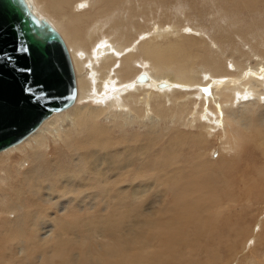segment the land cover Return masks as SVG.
Instances as JSON below:
<instances>
[{
  "label": "bare ground",
  "instance_id": "6f19581e",
  "mask_svg": "<svg viewBox=\"0 0 264 264\" xmlns=\"http://www.w3.org/2000/svg\"><path fill=\"white\" fill-rule=\"evenodd\" d=\"M25 1L63 40L76 96L0 151V264H164L146 244L163 239L171 248L180 238L169 231L180 222L192 223L194 241L188 234L174 264H198L200 246L206 254H199L217 259L214 239L224 240L217 227L229 225L221 222L240 200L225 192L220 174L216 193L206 137L217 127V108L247 130L248 116L264 107L255 95L264 89V56L241 42L252 34L262 41H248L252 50L264 48V11L252 21L240 14L264 9L263 0H202L206 9L201 0ZM200 95L213 96L207 124L198 126L205 135L182 128ZM232 144L240 148L237 131ZM138 199L153 207L136 226L135 215L119 213Z\"/></svg>",
  "mask_w": 264,
  "mask_h": 264
},
{
  "label": "rangeland",
  "instance_id": "374dc122",
  "mask_svg": "<svg viewBox=\"0 0 264 264\" xmlns=\"http://www.w3.org/2000/svg\"><path fill=\"white\" fill-rule=\"evenodd\" d=\"M194 1L197 2L196 0ZM206 1L212 2L211 0H206ZM206 1L204 0V2ZM177 2L181 3V0H177ZM204 2L201 0L200 4H202L203 8L206 9V6H204ZM262 2H264V0ZM234 6L240 9L237 6V3L232 2V8ZM240 10H241L240 14L242 15V17H247L248 20L250 21L259 17L258 16V14H260L259 12L264 11V9H262L261 6L257 9H252V10H250L249 8H245L244 10L240 9ZM206 22L207 21H205V25H207ZM204 33L206 32L204 31ZM207 38H210V36L207 35ZM244 38L247 40V42H243V41L241 42L245 47L248 48L247 50L251 52V55L254 54L257 57H260L262 55L264 56L263 46L256 48L255 51L252 50L250 46V44L254 45V44H258L262 42L261 40L257 42L256 38L252 36V34L251 35L246 34ZM248 41L250 42V44L248 43ZM241 51L246 55V51H243V50ZM212 88L214 89L215 87L212 86ZM255 95L260 99H264V89H261V91L259 92H255ZM213 96L218 97L216 92H213ZM213 96L210 97V99H208L207 97L204 98L202 97V95H200V99L197 100L194 104L195 107L192 110V114L187 116L183 121L182 128L184 129V131L205 135L201 127H198V126L200 124H202L203 126L207 124V122L204 121V119H207L206 112L212 113V110L209 108L208 100H212ZM201 101H203V105L205 106L202 110H200V107H199V104ZM212 107L217 108V106L215 105H212ZM233 107L234 108L238 107V104L234 105ZM217 109L220 113L217 127L213 129L211 136L206 137L212 149L210 150V152L205 151L204 156L206 157V155H209V157L212 159L211 161H213L212 169L217 175V176H214L213 182L219 185L218 189L216 190V193H218L219 191H223L221 185L223 184L222 177H224L229 184L227 186L231 185L230 187H228V190L231 193L227 191V186H224L225 192L230 194L235 200L239 199L240 203L235 202L234 204H232L226 214V218L221 222V223H229V225L222 224V227H220L221 225L219 226V228L217 227L218 229L217 231L220 233V235H224V238H223L224 240H220L219 235L216 236L214 239V242H216L221 248L219 252L216 254L217 259L206 258L204 255L206 253L202 250L200 246L199 248L203 251L204 254H199L198 250L200 249L197 248L198 258L196 259V261L198 264H248V263L249 264H264V259H263L264 258V195H263L264 194V188H263L264 181L258 182V175L261 176L259 173L264 170V153L261 151L262 144L264 143V107L260 108L255 113L254 116L252 117L248 116L252 124L248 127L247 130L243 128H238L234 126L233 124H231L227 120L224 110H221L219 108ZM170 126H173L172 122L168 123V127ZM234 131H237L238 133H240V141H241L240 148L236 150L235 152H234V149L231 147L233 145L232 135ZM228 148L229 149L231 148L230 149L231 151ZM12 158H14L15 160V158L17 159L18 156L16 154H12ZM118 174L119 173H117V175ZM218 174H220L222 177L218 176ZM113 175L114 174H112L110 178L111 182L116 180V176L115 175L113 176ZM261 177L264 178V176H261ZM257 185H259L260 188ZM256 187L261 191L256 189ZM254 192H256L257 195L259 194V192H262L259 194L261 196L258 195L260 198H262V200L259 202L258 205H256L257 207L255 205H251L252 206L251 207L249 205L250 203H248L247 201L249 197L252 195V193ZM232 193L234 195L236 194V197H234ZM146 201L147 199H144L143 201H140L138 199L137 202L133 204V207H134V208L132 207L133 209L129 205V207H126L127 209H125L127 211H123L119 213V215L121 217H123L124 215H128V214L135 215V218H134L135 220L133 222H135L137 226L138 225L137 223L141 222L142 217H144V214H146V212L148 210H151L152 209L151 207H153L151 205L146 204ZM246 203H248V206ZM175 208L179 209L180 207L175 205ZM115 215L116 213L114 214V216ZM2 216L3 215L0 211V221L2 219ZM180 223H179L180 225L178 226L179 228L174 227V229L171 230L172 233L169 231V233L172 235H175V233H177L178 234L176 236L177 239L180 238V241L175 240L176 243L171 248L167 247L166 242L164 244L165 240L163 239L156 241L153 238L152 242L148 243L149 245L146 244V248H151V247L158 248L157 250H152V254L155 255V258L163 257L164 264H174L175 261L181 260L179 253H176V251L177 249L179 251L181 249L182 244L186 242V239H188L187 237H189L188 234L191 233V236L189 237V239H191V242L194 241L193 234L195 233V231L193 230L192 223L191 224L187 222H180ZM128 224L129 223H127L125 227H128ZM161 227L164 230L166 229L165 226L161 225ZM189 228L190 230H193V231L191 232ZM186 229L190 232L186 233ZM182 230H184L185 232ZM45 231L46 230H43L41 232L44 233ZM183 234H185V236H183ZM178 241L179 242L182 241V242L177 243ZM173 247L174 249L176 247V250L172 251ZM166 250L167 251L171 250V251L167 252ZM190 252L192 255H194L192 250ZM170 253H172L171 258L164 257V254L165 255L167 254L168 256H170L171 255ZM157 254L159 256H157ZM138 257L142 258L140 256ZM195 257L196 256L194 255V259ZM252 257L254 259H252ZM191 263L193 264V262Z\"/></svg>",
  "mask_w": 264,
  "mask_h": 264
},
{
  "label": "water",
  "instance_id": "95a60500",
  "mask_svg": "<svg viewBox=\"0 0 264 264\" xmlns=\"http://www.w3.org/2000/svg\"><path fill=\"white\" fill-rule=\"evenodd\" d=\"M76 96L58 32L25 0H0V151L33 133Z\"/></svg>",
  "mask_w": 264,
  "mask_h": 264
}]
</instances>
